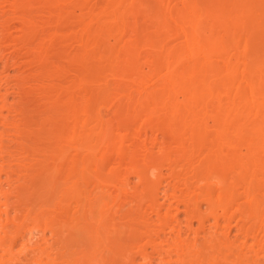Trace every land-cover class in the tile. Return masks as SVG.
<instances>
[{
  "label": "bare ground",
  "instance_id": "1",
  "mask_svg": "<svg viewBox=\"0 0 264 264\" xmlns=\"http://www.w3.org/2000/svg\"><path fill=\"white\" fill-rule=\"evenodd\" d=\"M20 238L264 264V0H0V264Z\"/></svg>",
  "mask_w": 264,
  "mask_h": 264
},
{
  "label": "rangeland",
  "instance_id": "2",
  "mask_svg": "<svg viewBox=\"0 0 264 264\" xmlns=\"http://www.w3.org/2000/svg\"><path fill=\"white\" fill-rule=\"evenodd\" d=\"M161 199V198H160ZM182 214V213H181ZM182 216V215H181ZM19 241V242H18ZM17 242H16V244L14 245V247H13V257L14 258H16L15 260H16V262H15V264H18L20 261H21V259H23V250L21 249V242L23 241L22 240V238H20L19 240H18ZM42 241V240H41ZM20 255H22V256H20ZM18 260H20V261H18ZM20 264V263H19Z\"/></svg>",
  "mask_w": 264,
  "mask_h": 264
}]
</instances>
